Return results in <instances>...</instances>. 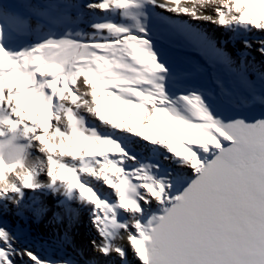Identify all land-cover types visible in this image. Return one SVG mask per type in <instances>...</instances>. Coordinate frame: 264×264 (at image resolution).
Here are the masks:
<instances>
[{
    "label": "snow or ice",
    "instance_id": "obj_1",
    "mask_svg": "<svg viewBox=\"0 0 264 264\" xmlns=\"http://www.w3.org/2000/svg\"><path fill=\"white\" fill-rule=\"evenodd\" d=\"M0 264H264V0H0Z\"/></svg>",
    "mask_w": 264,
    "mask_h": 264
},
{
    "label": "bare ground",
    "instance_id": "obj_2",
    "mask_svg": "<svg viewBox=\"0 0 264 264\" xmlns=\"http://www.w3.org/2000/svg\"><path fill=\"white\" fill-rule=\"evenodd\" d=\"M211 27V26H209ZM85 217L87 218V215H85ZM90 229H91V226L89 227V229L85 232V230H83V234H81V239L83 241H86L89 237V234H90ZM82 231V230H81ZM127 241V240H126Z\"/></svg>",
    "mask_w": 264,
    "mask_h": 264
},
{
    "label": "rangeland",
    "instance_id": "obj_3",
    "mask_svg": "<svg viewBox=\"0 0 264 264\" xmlns=\"http://www.w3.org/2000/svg\"><path fill=\"white\" fill-rule=\"evenodd\" d=\"M123 243L125 244V246L127 247V241H126V239H125V241H123Z\"/></svg>",
    "mask_w": 264,
    "mask_h": 264
}]
</instances>
